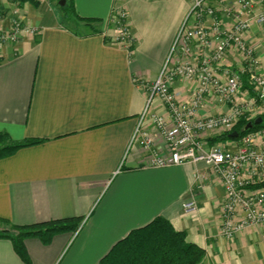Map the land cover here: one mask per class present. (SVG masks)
<instances>
[{
    "label": "crops",
    "instance_id": "1",
    "mask_svg": "<svg viewBox=\"0 0 264 264\" xmlns=\"http://www.w3.org/2000/svg\"><path fill=\"white\" fill-rule=\"evenodd\" d=\"M45 2L0 0V29L9 27L15 9L39 29L0 44V132L41 139L0 158V228L80 222L48 243L26 238L28 262L0 237V264H98L118 240L156 216L204 250L203 264H264V225L221 236L223 188L204 163L143 168L137 147L125 156L188 0H72L70 17ZM114 2L127 12L135 38L130 53L111 42ZM253 36L259 37L256 26ZM261 60L264 66V49ZM172 87L186 98L191 86L177 80ZM226 108L206 99L201 113ZM152 109L162 110L157 98ZM156 142L163 145L159 136ZM195 168L208 178L192 186ZM192 197L197 209L186 211L183 203Z\"/></svg>",
    "mask_w": 264,
    "mask_h": 264
},
{
    "label": "built area",
    "instance_id": "2",
    "mask_svg": "<svg viewBox=\"0 0 264 264\" xmlns=\"http://www.w3.org/2000/svg\"><path fill=\"white\" fill-rule=\"evenodd\" d=\"M188 2L169 54L150 84L125 156L137 147L143 168L204 163L223 188L220 234L229 239L239 231L264 225V0ZM110 18L115 29L111 42L130 53L135 38L125 7L114 2ZM255 26L259 37L253 36ZM38 33L39 29L25 24L15 9L9 27L0 29V44L16 43ZM177 80L189 82L186 98L173 89ZM154 98L161 111L152 109ZM206 99L227 108L202 114ZM258 116L262 125L238 139L227 144L209 141L213 135L230 131L241 118ZM157 136L163 145L157 144ZM230 144L235 149L227 146ZM207 178L195 168L192 186ZM183 208L197 209L194 197L186 200Z\"/></svg>",
    "mask_w": 264,
    "mask_h": 264
},
{
    "label": "trees",
    "instance_id": "3",
    "mask_svg": "<svg viewBox=\"0 0 264 264\" xmlns=\"http://www.w3.org/2000/svg\"><path fill=\"white\" fill-rule=\"evenodd\" d=\"M17 6L30 3L39 6L41 0H7ZM57 2L59 0H56ZM63 8H68L73 14L72 0H65ZM91 20V19H85ZM98 22V19H93ZM95 29V28H94ZM252 120L241 118L230 131L209 138L210 142L236 140L252 129L262 124H255L243 130L244 125ZM237 130L239 136L229 137L230 132ZM41 142L37 138L13 139L8 133L0 132V158L13 154L22 147ZM264 185V182L261 184ZM2 222V219H0ZM76 217L51 219L26 225H10L0 228V237L11 240L14 250L24 262H28V254L24 241L29 237H37L42 243H48L59 232L76 231L79 226ZM204 250L186 239L183 230H176L171 222L163 216H156L147 224L132 229L122 239L118 240L110 250L100 259L98 264H199L203 260Z\"/></svg>",
    "mask_w": 264,
    "mask_h": 264
},
{
    "label": "water",
    "instance_id": "4",
    "mask_svg": "<svg viewBox=\"0 0 264 264\" xmlns=\"http://www.w3.org/2000/svg\"><path fill=\"white\" fill-rule=\"evenodd\" d=\"M58 2H59V5H62V6L65 4V0H59ZM261 121H262V117L258 116L252 121L248 122L246 125H244L243 130L251 128L253 125L261 123ZM237 136H239V132L237 130H234L230 132L229 134V137H237Z\"/></svg>",
    "mask_w": 264,
    "mask_h": 264
},
{
    "label": "rangeland",
    "instance_id": "5",
    "mask_svg": "<svg viewBox=\"0 0 264 264\" xmlns=\"http://www.w3.org/2000/svg\"><path fill=\"white\" fill-rule=\"evenodd\" d=\"M46 4L50 5L51 7L55 8L57 10V12H59L61 15L64 16L65 13H69L68 12V8H63L62 5H59V2H57L56 0H45ZM66 17V16H64ZM71 26V28H75V29H78L77 26L75 25H69ZM227 142V141H225ZM199 163H202V162H199Z\"/></svg>",
    "mask_w": 264,
    "mask_h": 264
}]
</instances>
